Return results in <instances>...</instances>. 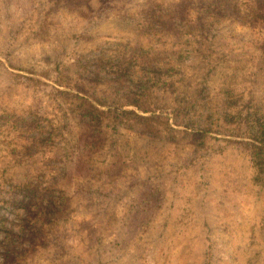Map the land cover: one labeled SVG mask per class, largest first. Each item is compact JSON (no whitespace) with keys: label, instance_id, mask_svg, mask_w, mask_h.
<instances>
[{"label":"rangeland","instance_id":"1","mask_svg":"<svg viewBox=\"0 0 264 264\" xmlns=\"http://www.w3.org/2000/svg\"><path fill=\"white\" fill-rule=\"evenodd\" d=\"M86 91L153 118L92 129ZM253 109L264 0H0V215L21 229L28 179L60 211L0 264H264V178L229 140Z\"/></svg>","mask_w":264,"mask_h":264},{"label":"trees","instance_id":"2","mask_svg":"<svg viewBox=\"0 0 264 264\" xmlns=\"http://www.w3.org/2000/svg\"><path fill=\"white\" fill-rule=\"evenodd\" d=\"M99 67L102 64H98ZM131 67L127 65L126 62L121 61L118 64L117 72L118 76L121 78H126L128 76L129 70ZM128 73V74H127ZM61 83H65L63 77L60 78ZM59 81V82H60ZM127 84V83H126ZM62 85V84H61ZM129 91L132 93V89L134 87V83L132 81L127 84ZM141 86H137V89H141ZM57 90L61 94L67 93L66 89ZM80 90V89H78ZM87 92V91H86ZM83 95H75L79 99L80 113L87 118L88 126L92 129H95V125H97L101 119L103 114H112L114 116L117 115H128L129 113H135L141 119H152L153 116H146L137 114L135 111L131 109L119 110L118 108L112 109H104L103 108V100L101 98L96 97L93 94L86 93ZM130 97L127 96V100L125 101L128 105H132L135 109H138L142 112L149 113L153 111L155 108V101L152 100H143L142 95H137ZM194 103H192V102ZM196 101L188 100L186 102L179 101L177 110L180 113H184L190 107V105L195 104ZM192 109V108H191ZM197 110L193 108V113ZM259 110L253 109L252 111L248 110L245 114L238 113L239 117H244V129H240L238 127V131L231 132L229 140H234L233 137L239 136L245 141L248 145V149L251 150L250 156L255 165V170L259 174L260 180L264 178V122H262V118L259 117ZM191 110L183 116H194V114H190ZM263 117V116H262ZM170 126V125H169ZM240 139V141L242 140ZM12 190L14 194L21 195V204L24 210V215L21 217V229L15 230V228L11 225L8 217L5 215H0V234L4 235L7 241L5 243H1V249L4 255L5 260L15 254L16 252L21 251L20 248L24 245L25 242H30L33 240V236L35 235V230L40 229L41 225L48 223L52 216H57L59 213L58 206L54 200L53 194L51 192L44 193L39 192L38 185L33 183L30 179L26 181H21L13 185ZM12 196V194L10 195ZM27 198L26 200L24 198ZM15 200V199H14ZM13 201V200H12ZM8 204H12L14 202L5 201Z\"/></svg>","mask_w":264,"mask_h":264}]
</instances>
